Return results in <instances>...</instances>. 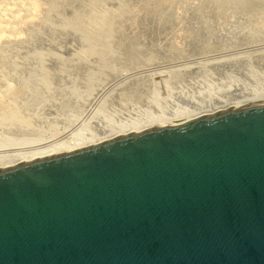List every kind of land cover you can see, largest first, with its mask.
<instances>
[{
  "label": "water",
  "instance_id": "obj_1",
  "mask_svg": "<svg viewBox=\"0 0 264 264\" xmlns=\"http://www.w3.org/2000/svg\"><path fill=\"white\" fill-rule=\"evenodd\" d=\"M0 264H264V98L0 165Z\"/></svg>",
  "mask_w": 264,
  "mask_h": 264
},
{
  "label": "bare ground",
  "instance_id": "obj_2",
  "mask_svg": "<svg viewBox=\"0 0 264 264\" xmlns=\"http://www.w3.org/2000/svg\"><path fill=\"white\" fill-rule=\"evenodd\" d=\"M77 1L78 0H76V2ZM86 1L87 2L84 4L83 1L79 0L78 6L80 5V10L79 8L77 9L74 6L73 9L75 8L77 11L72 10L73 11L72 12L69 6L70 4L73 5L75 1H72L69 3V0H0V43L2 44V45L0 44L1 47H4V43H10L11 45V42L12 43L14 42L13 45L14 44L16 45V43H18L19 45V43L21 44L22 42L24 44L25 40L27 42V43L25 42V47H26V44L27 45L32 44L33 42L35 43L34 44L35 46L38 43L37 44L38 46L40 42H37V41L38 40L40 41L45 31H46V34L49 35L48 34L49 29L50 31L52 30L53 32L56 31V34L51 31L50 38L54 37V35H52L53 33L56 36L54 38H57V39L59 38L61 40L60 37L63 34L62 32L64 33L69 32L73 36H75L74 37L75 39H74L73 36L68 33L69 35H71L73 39L71 40L70 39L71 37L68 35L69 36L68 39L70 40V42H72L73 44L80 43L79 45L81 46L79 47V46L74 45V47L72 46L73 47L72 48L70 47L71 43L67 39L63 43L68 41L70 44L66 42L68 43L66 44V46H68L69 48L66 47L65 45L63 46L62 44H60L64 47L63 51L65 49H69L70 51L71 50L73 51V52L71 51L73 55L69 54V51L67 52V50H65L67 53L64 51V53L67 54L68 59H67V56L65 57L66 59H63V56L66 54H62L63 56L60 55V52H61L60 50H62L61 49L62 46L57 47L59 45V42L56 40L57 44H55L54 38H52V40L54 39L53 40L54 42H52L51 39H50L51 41L49 42V38H48L49 36H46V35H44V37L46 36L48 38V39L46 38L48 40V44L46 43L45 46L47 47L48 45V49L50 46V50H51L52 45L53 47L56 45L55 47L57 49L56 48L54 49L58 51L60 48L59 50L60 52L58 51L59 55H57L58 53H56L55 50H53L54 52L52 53L50 52V50L48 51L47 48H44V47L42 48L43 44L45 43L44 40L47 41L46 39L41 40L44 43L42 44L41 46L42 49L40 51L37 50V52L36 51L29 52L32 49L34 50L37 47V46L32 47L33 45L32 44L28 46L32 48L31 49L29 48L27 54L25 50L26 48L23 49L24 45L23 46L21 45L22 49H20L18 45H17L18 49H16L15 47L12 48L13 46L8 48V45H7V49L0 48L3 50L2 51L3 53H4V50L6 49V50H10V52L13 54L12 55L13 59L8 60L7 62H4V64L0 63L1 64L0 65V165H4L7 163H11V162H15V161H19V160H23V159H27V158L55 152V151L69 149L72 147L94 142L104 137L121 134V133L129 132L132 130H136V129H140V128H144V127H148V126H152V125H156V124H160V123H164V122H168V121H172V120H176L180 118H185V117H189L193 115L207 113V112L231 107L234 105L246 103L252 100L264 98V50L261 49V48H264V0H254V2L253 0L252 1L232 0L230 5H227L225 3L227 0H215L216 3L214 4L218 8V13L220 12L224 15V12H222L223 9L224 11L225 10L229 11L228 8H231V11H232L231 13L233 15L235 13H238L239 16L241 15L240 20L238 22L242 20L243 22H246V23H243L245 24L244 25L245 27H243V30L245 28L247 29L245 31L241 30L242 32L240 33L238 32V35L234 34L235 35V38H234V35L232 34L233 31L231 33V29L234 27L233 23L239 17L237 16L236 19L234 20L233 18H231L232 16L230 17L229 15L228 21L230 22L233 19L234 22L233 20H232L233 23L228 22L229 25L233 24L232 28L231 26L229 27V25L227 26L228 32H229V29L231 28L230 33L232 34V38H233L231 40L238 41L239 43L236 42L237 44L235 43V41H233V44H232V41H230L231 45H230V42L228 43L229 45L227 44L228 46H225V44L223 46L222 45L223 43H222L221 44L222 47H220L221 45L218 43V46H217V43L215 41L214 42L216 43L215 48L213 45H212L213 48H211L210 46H209L210 48L207 47V43L211 41H207L208 39L206 40V37L209 36L211 39V36H213L215 33L211 35V33L208 32L212 28L210 25H209L210 29L207 28L208 25L205 24L203 18H201L203 17V15H201V17H198V19L197 18L194 19V22H195L194 24L196 25L194 24L192 25H194L195 28L197 27L196 29L198 31L196 35L199 36V39H200L199 43H197L198 41H195L196 44L199 45L198 46L199 50H197V53H194V54L197 56L199 55L200 57H203V58L207 56H212L211 58L213 59V57H215V59H213L212 61L211 60L209 61L207 59L209 61V62L207 61V63H205L203 59L202 60L204 63L203 64L204 67L208 66V67L218 70L217 77L219 78L217 79L216 77V79L215 78L213 79L212 77L206 76V74L204 73H207V72L206 71L203 72L205 69L200 64L202 63V60L199 59L200 63L198 62V64L201 65V67L199 68L200 69L203 68V71L200 70L201 71L200 73L197 70L198 66H196L195 64L194 65L196 66L195 71L197 70V72H199L200 77L199 76H197V78L194 76H193L194 78L190 77L191 79H194V81L191 80V83L189 84L190 79H188V77L185 76V78H187L186 80H189L187 81L189 86L193 88V92H191L192 90L190 89H189L190 91L186 90L190 94H188V92L183 93L182 89L179 90L181 81L183 83V80L181 79V77H180V81H178L179 76L177 78L175 77L177 76V74L175 75V73L172 74V72H167L168 76L170 73L171 80H170V77L168 78V76H167V79L165 77L164 78L165 80H164L162 77L165 76L164 74H167V73H163L166 70L161 72L162 69L160 68L161 70L158 72V69H157L161 65H165V64H168L169 66L174 64V66H176L175 64L177 61L180 60V58L178 57V55H176L174 59H171L173 57H171L170 54L172 52V48L174 47V45L172 47V44H173V41L177 45H180V43H183L182 42L183 39L181 40L180 38H183V37L185 38L187 35L186 32H184L185 35L183 37L179 38L180 39L179 41H181L179 44L177 40H171L174 35L172 37L170 36L171 39L170 37H167L168 40L166 41L167 43L169 42L168 44L172 42L171 44L172 48L170 49L171 51L167 50L168 52L165 51L166 49L165 50L163 49L164 50L163 52H167L168 55H166V53L163 54L162 52L160 53H162V55L164 56L159 55V52L158 54H156L155 52L159 51L160 49L159 48L157 50L156 48L158 44L160 43L159 41L161 40H158L159 43L155 44L156 42L154 43V41L156 40L152 39L154 41L152 42L151 40L150 42L154 43L155 46L157 45L155 49H153L155 46L153 45L152 47L151 45L152 49L155 50V52L150 49L151 48L150 44H149V49L152 52L151 51L148 52L147 51L148 49L146 50L145 48L146 43L143 44L145 41L142 40L141 44L142 46L145 45L144 48L146 51L144 50L143 47H140V49L142 50L143 48V51L145 53L148 52L149 54L145 56V54L142 51V53L144 54V57L141 58L140 50H139L140 55L137 54L138 51L137 53L136 52L134 53L133 51H131L133 47L136 48L135 51L138 50L139 48V47L137 48L133 46L130 50L131 52L128 51L130 52V54L128 53V55L124 57L122 56V54H120L121 53L120 49L122 48H120L118 44L117 46L119 48L117 46L114 47L115 45L112 46V44H113L115 36H118L116 34H119L118 33L119 31L116 30V28H119L117 27V25L120 26V24H122L123 21L119 22V24L117 23L119 20L121 21L123 16H125V14L123 15V13L120 12V10L118 11L116 9H115L116 11H113V12L108 10L109 8L111 10H113L114 8V7L111 8L110 6L109 7L105 6L109 3L108 2L109 0H96V1L86 0ZM66 2H68L69 6H65L67 5L65 4ZM110 4L111 3H109L108 5ZM192 6H193V2H192ZM64 7L65 8L68 7L67 10L68 11L70 10L71 13L69 11L67 12V14L65 13L66 16L62 15V12H63L62 8L63 10H65ZM204 8H207V7H204ZM68 13H70L71 15ZM204 14L206 15V13ZM219 15H217L218 18L220 17ZM127 18L128 17H126L125 19L127 20ZM115 19L116 21L118 19L117 23L116 21L114 22L116 24V28L115 27L114 28L117 32L112 30L114 26L112 24ZM55 20L58 22V24L55 22L57 25L53 23V21ZM160 20L161 19H159V21ZM170 22L171 21H169V23ZM202 22H204L203 24L207 26L204 25L202 29H198L200 28V25L203 26L201 24ZM162 23L163 22H161V24ZM211 23L212 22H210L209 24ZM218 24L216 25L218 26ZM37 25L38 27L43 26L45 28H48V30L44 28L45 31L42 30L44 33L41 31L43 34L41 32H38L39 33L38 34L37 30L40 31L41 29H43V27L40 29V27L38 28ZM35 26L38 28V29L35 28L37 29L36 33L38 34V36L37 34H35L37 37L33 38L32 40L34 41L33 42L31 41L30 43L29 42L30 38L29 36H27L29 34H26L27 32H30V31H26V30L28 27H31L34 29ZM163 26H166V25L163 24ZM168 26L171 27V25L169 24ZM168 26L166 28H168L169 30L170 27ZM235 26L238 27V25H235ZM225 27L223 28V25H222L221 28H218L219 30L221 29L219 33H223L221 32L223 29H224L223 31L226 32L227 28ZM240 27L242 28V23ZM173 28H175L174 25H173ZM134 29L135 28H133V31ZM253 29H255V31ZM29 30H32V29H29ZM168 30H166V32ZM236 30L234 31L235 33H237ZM239 30L240 28H238L237 31ZM171 31L169 35H171V33L172 34L175 33V36H176V33H178L179 30L177 31L175 28L176 32L174 31L171 32ZM112 32H115L116 34H113ZM166 32L164 33L165 36L168 35ZM57 33L60 37L57 35ZM151 33L152 32H150V34ZM227 33L222 34L223 39L225 38L228 39L229 37H231V34L228 33L229 35H226ZM25 34L26 36L24 37ZM32 34H34V32ZM216 34L214 35L215 40L218 39L216 37L218 34L217 35ZM140 35H142V32ZM180 35L182 34L180 33ZM180 35H177L176 37H179ZM222 35H219L220 36L219 40L220 38L222 40V37H221ZM31 36H34V35H31ZM134 36L132 34L133 38ZM158 36L159 35L156 36L157 39H158ZM165 36H163V39H166ZM161 37L162 35L160 36V38ZM176 37H173V38L177 39ZM142 38L145 39V37H142ZM75 40L77 42L74 43ZM164 41L165 40H163V42ZM222 41H225V40H222ZM60 42H62V40ZM49 43L50 44L52 43V45H50ZM165 43L166 42H164L163 44ZM114 44H116V42ZM163 44L160 43V45H163ZM196 44H194V46ZM177 45H175L174 47L175 49H177L176 48ZM129 46H130V43H129ZM75 48H77L76 50H79V49L80 50L74 51ZM123 48H125V45L123 46ZM164 48H165V45H164ZM127 49L128 48H126V51ZM181 49H184V48L181 47ZM194 49L191 48V51ZM259 49H261L262 51H260ZM6 50H5V53L8 52V51L6 52ZM21 50L25 52L22 53ZM63 51L61 53H63ZM242 51L244 52L246 51V54L243 53ZM193 52H196V51L194 50ZM193 52L191 54H193ZM247 52H249V54ZM20 53H22L21 55L24 56V57L21 56L22 60H19L20 55L18 54ZM131 53H134V55L137 54L139 56H133ZM176 53L177 52H175V54ZM180 53L183 54V52H180ZM221 53L225 54V55L222 54L224 55V57L221 56L222 58L221 57L216 58L220 56ZM154 54H156L157 56L159 55L161 57H158L157 59L155 57L156 55ZM178 54H179V51H178ZM229 54H231V56L227 57L229 56ZM0 55L2 57L5 56L4 54L3 55L0 54ZM69 56H70V59H69ZM173 56L175 55L173 54ZM2 57L0 59V62L2 60L3 61L6 60L5 59L6 56L4 57V59H2ZM48 62H50V64L56 63L58 66H61V69H62L61 71H58V72L56 71L57 73L55 74V76L57 79L55 78L53 79V81L51 80L53 77L51 78V73H49L50 71H47L46 69ZM117 62H120L118 63V65L121 64L120 66L122 67L120 66L118 67L116 65ZM181 63H179V65H181ZM184 64L185 63L183 62V65ZM49 66H47V68ZM65 66L66 67L75 66L76 68L77 66H81V67L83 66L87 69L86 75L85 73H84V76L81 74L83 76L82 79L80 78L81 80L76 78L77 75L75 77V74L74 76L70 74L71 76L69 75L70 77L69 76L67 77L68 75L67 73H66L67 75L63 74L64 73L63 69ZM184 66L181 67L180 71H178L179 74H183L181 76L187 75L186 72L189 71V69H191V67L190 68L188 67V70H187L186 69L187 65H184ZM153 67H156V68L151 69ZM143 70L144 71L148 70V73L150 71L151 74L149 73L150 75H147V76L143 74L144 77L140 76L138 78H135L134 79L135 81H133L132 79L134 77H137ZM152 70H156L157 72L156 71L151 72ZM130 71H132L136 75L138 73V75L137 76L134 75L133 78H130L133 76L132 75L133 73ZM168 71H170V69ZM214 72L216 71L214 70ZM192 75H193V72H192ZM172 77H174V80L177 79V82L175 81L176 83H173V84L171 83V82H174ZM153 78L160 79L161 81L160 85L159 83L153 81L154 80ZM127 79L131 81H128ZM54 80H56L55 81L56 83H53ZM168 80H170L171 82H169ZM186 80L184 83H186ZM119 81H122L123 85H126V84L127 85L123 87L121 86V83ZM124 81H127V82L125 83ZM111 82L113 83L116 82L117 86L119 85L117 83H120V85L117 88H115L116 85L112 84L113 86H115L113 89L109 85L110 87L109 86L108 87L109 89L110 88L111 89L106 90L107 88L105 89L104 87L110 84ZM182 83H181V88L184 87ZM174 84H178L177 86L179 89L176 86H174ZM172 85L174 88L176 87L179 91H182V92H179L175 90V92L173 93H174V99H178L177 101H180V102L182 101L184 105L176 104L173 102L174 100L173 101L171 100L173 99L172 91L174 90V88L171 87ZM185 85L187 88H189V86H187V83ZM120 86L123 88L118 89ZM101 91L103 92L105 91V94L107 93L105 96L107 99L105 98L103 99L109 100V101L113 100L112 102L117 105V107L115 106V108L117 109L116 111L114 110V112L118 113V106H119V108H122L124 110V113L126 112L125 117L123 116V117L118 118L116 116L113 117L112 115H110L111 116L110 117L107 111L109 109L113 111L114 104L110 102L113 105L112 106L110 103H108V106L110 105L108 109V106L104 104V100L98 106V108L95 107L96 108L95 111L92 110L90 112L89 109L91 105H93L92 102L95 101L94 98L97 95H100L98 93H100ZM162 92H165L164 97H161L160 93ZM177 92L179 93L176 94ZM114 100H117L115 101L116 103L114 102ZM131 101L135 102L136 104H139L140 106H136V105L134 106L133 105L134 103H132ZM105 103H107V101ZM111 106H112V109H111ZM87 112L90 113L88 118L84 120L85 122L84 121L81 122V117H85L83 116L85 113H86L85 115H88ZM121 112L123 111L121 110ZM119 113H118V116H120Z\"/></svg>",
  "mask_w": 264,
  "mask_h": 264
},
{
  "label": "rangeland",
  "instance_id": "obj_3",
  "mask_svg": "<svg viewBox=\"0 0 264 264\" xmlns=\"http://www.w3.org/2000/svg\"><path fill=\"white\" fill-rule=\"evenodd\" d=\"M72 1H75V3H74L73 5L70 4V6H69L68 2H66L65 4H67V5H65V6H69V8H70L71 11H72V10L75 11V10H76L75 8H77V9L79 8V10H80V5L78 6V4H79V3H78L79 0H78L77 2H76V0H72ZM72 1L69 0V3L72 2ZM81 1H83L84 4L87 2L86 0H81ZM95 1H96V0H95ZM178 1H180V2H178ZM191 1L193 2V6H192V2H191ZM231 1H232V0H227L225 3H226L227 5H230V4H231ZM250 1H252V0H250ZM108 2L111 3L113 6H112L111 4L108 5L109 3H108L107 5H105V6H108V7L110 6L111 8L114 7L113 10H111L110 8H109L108 10H110L111 12L116 11V10H118V11L120 10V12H122L123 15L125 14V16H123V18H124V17H125V18L128 17V18H127L128 21H127L125 18H124V20H123V18H122L121 21H120V20L118 21V19H117V21H118V23H117V21H116V19H115V20L113 21V24H112V25H114L113 28H114V27L116 28V24H115L114 22L116 21V23L119 24V22H122V21H123L122 24H120V26L117 25V27H119V28H116V30L119 31V32H118L119 34H116L115 32H117V31L115 30V28H114V29L112 28V30L115 31V32H112V33L118 35V36H115L112 46L115 45L114 47H116L117 44H118V46H120V48H122V49H120V50H121V53H120V54H122V56H124V57H126V56L128 55V53L130 54L131 51H133L134 53H135V52L137 53V51H138L137 54H139V50H140V54H141V55H140V54H139V55H140L141 58H142V57H144V54H145V56H146L147 54H149L148 52H150L151 50H153V49L156 48L157 45L155 46V44H158L159 42L162 43V44H163L164 42L167 43V41H166V40H168L167 37H170V36L172 37L173 35H174L173 37H176L177 35H180V33L182 34V35H180L179 37H176L177 39H175V38H173V37H172V39H171V37H170L171 40H177L178 44L181 42V41H179V40H180V39H181V40L183 39V41H182L183 43H180V45H177L174 41H173V44H172V42H170V44H168V43H169V42H168L167 44L165 43V44H163V45H160V43H159L158 46H160V47L157 46V48H156L157 50L160 48L159 51H156V52H155V50H153V51H154L156 54H158V52H159V55H162V53H163V54L166 53V55H168L167 52L173 47V45H174V47H175V45H177V47H176L177 49H175V48L173 47L174 49L172 48V52H171V54H170L171 57H173V58L170 57L171 59H174V58L176 57V55H178V57L180 58V60L177 58L179 61L176 62V64H175L176 66H174V64H173V65H170V66H169L168 64H165V65H161V66L158 67L157 69H158V72L162 69L161 72H163L164 70H166V71H164L163 73L172 72V74H173V73H175V75L177 74V76H175V75H174V76H175L176 78L179 76L178 81H180V77H181V79L183 80V83H182V81H181V83L184 85L185 88H184V87L181 88V83H180V86H179L180 89H179L178 86H177V85L179 84V82H178V84H174V86H176L179 90L182 89L183 93H185V92L187 93V92L190 91V90H192L191 92H193V88H191V86H189V84L191 83V80L194 81V79H191V78H194V77L197 78V76H199V72L201 73L200 70L203 71V68L205 69L203 72H205V71L207 72V73H204V74H206V76L212 77L213 79H214V78L216 79V77L218 76V70H217V69H214V68H211V67H208V66L204 67V65H203V64H204V63H203V60H204L205 63H207L208 60H209V61H210V60L212 61L213 59H215V57H213V59L211 58L212 56H207V57H204V58H203V57H200L199 55L197 56V55L194 54V53H197V50H199V49H198V46H199V45L196 44L195 41H198L197 43H199V40H200V39H199V36L196 35V33H197L198 30L196 29L197 27L195 28V26H194V25H196V24H194V23H195V22H194V19H195V18L198 19V17H201V15H203V17H201V18H203L205 24H207L208 26L205 25V24H203L204 22H202L201 24H202L203 26L200 25V28H198V29H202V27H204V25L207 26L208 29H210V28H209V25H210L211 28H212V29H211L212 31H211V30L208 31V29H207V31H208L209 33H211V35L214 34V33H215V34H216V33L218 34L219 31L221 30V29L219 30L218 28H221L222 25H223V28L226 26L225 28H227V31L225 32V31H223V30H224V29H223L221 32H223V33H227V32H228V27H227V26L229 25L230 22L233 23L237 16H238L239 18H237L236 21L233 23V24H234V27L232 28V25H233V24H230V25H229V27L231 26V28L233 29V30H232V29L230 28V29H231V33H232V31H233V33H232L233 35H234V34H235V35H238V32L240 33V32L245 31V30L247 29V28H245V29L243 30V27H245V26H244L245 24H243V23H246V22H243V20L240 21V22L242 23V28L240 27L241 23L238 22V21L240 20V16H241V15L239 16L238 13H235V14L233 15V14L231 13V12H232V11H231V8H228L229 11L225 10V11H227V12H225L224 9H223L222 12H224V15H223L222 13H220V12L218 13V8H217V6L214 4V3H216L215 0H186V1H185V0H109ZM194 2H195V3H194ZM202 2H203V3H202ZM253 2H254V0H253ZM76 3H77V4H76ZM181 3H182V5H181ZM189 3H190V4H189ZM179 4H180L181 6H180ZM194 4H195V5H194ZM178 5H179V6H178ZM205 5H206V6H205ZM208 5H209V6H208ZM217 5H218V4H217ZM74 6H75V8L73 9ZM108 7H107V8H108ZM176 7H177L179 10H178ZM204 7H207V8H204ZM208 7H209L210 9H209ZM64 8H65V7H64ZM174 8H175V9H174ZM213 8H214V9H213ZM67 9H68V7L65 8V10H67ZM115 9H116V10H115ZM173 9H174L175 11H174ZM204 9H205V10H204ZM65 10H63V8H62V11H63V12H64ZM70 10H69V11H70ZM79 10H78V11H79ZM106 10H107V9H106ZM206 10H207V11H206ZM62 11H61V12H62ZM69 11H68V10L65 11L64 14H63V12H62V15L66 16L67 12H69ZM71 11H70V13H71ZM73 11H72V12H73ZM76 11H77V10H76ZM173 11H174V12H173ZM202 11H203V12H202ZM209 11H210V12H209ZM65 13H66V14H65ZM70 13H68V14H70ZM204 13H206V15H205ZM217 13H218V14H217ZM208 14H209V15H208ZM219 14H221V15H219ZM43 15H44V13H43ZM70 15H71V14H70ZM174 15H175V17H174ZM204 15H205V16H204ZM217 15H219L220 17L222 16V17H221V18H220V17L218 18ZM229 15H230V17L232 16L231 18L234 19V20L232 19L233 22H232L231 19H230V20H231L230 22L228 21V20H229ZM67 16H68V15H67ZM225 16H226V17H225ZM181 17H182V18H181ZM212 18H213V19H212ZM217 18H218V20H217ZM222 18H223V19H222ZM159 19H161V20L159 21ZM165 19H166V20H165ZM176 19H177V20H176ZM219 19H220V21H219ZM129 20H130V21H129ZM178 20H179V21H178ZM165 21H166V22H165ZM169 21H171V22L169 23ZM225 21L227 22V24H226ZM55 22L58 24V22H57L56 20L53 21L54 24H56ZM137 22H138V23H137ZM156 22H157L158 26H157ZM161 22H163V23L161 24ZM167 22H168V23H167ZM177 22H178V23H177ZM206 22H208V23H206ZM210 22H212V23H211L212 25L209 24ZM224 22H225V23H224ZM228 22H229V23H228ZM124 23H125V24H124ZM141 23H142V24H141ZM165 23H167V24H165ZM175 23H177V24H175ZM218 23H219V24H218ZM220 23H221L222 25H221ZM235 23H237V24H235ZM238 23H240V24H238ZM57 24H56V25H57ZM139 24H140V25H139ZM160 24H161V25H160ZM163 24L166 25V26H163ZM168 24L171 25L172 28H171L170 26H168ZM179 24H180V25H179ZM192 24H194V25H192ZM216 24H218V26H217ZM173 25H174V27L176 28L177 31L179 30L178 33H176V36H175V33H173V34L171 33V35H169V33H170L171 30H173L174 32H176V31H175V28H173ZM235 25H238V27H236ZM139 26H140V27H139ZM155 26H156V27H155ZM159 26H160V27L162 26V27L160 28ZM167 26L170 27L169 30H168V28H166ZM213 26H214V27H213ZM31 27H33V26H31ZM31 27H28L27 30H26V31H30V32H27V33L25 32L26 34H29V35H27V36H29V38H30V39H29V42H30V43H31V41H32V42L34 41V40H32L33 38H36V37L38 36V34H39L38 32H41L42 30L45 31V30H44L45 27H43V26H41V27L39 26L40 29L43 27V29H41L40 31L37 30V29L39 28L38 25H37L38 28H37L36 26L34 27V29L31 28ZM150 27H151V28L153 27V28L151 29ZM157 27H158V28H157ZM193 27H194V28H193ZM198 27H199V26H198ZM216 27H217V28H216ZM35 28H37V29H35ZM120 28H121V29H120ZM133 28H135L134 31H133ZM159 28H160V29H159ZM162 28H163V30H162ZM178 28H180V29H178ZM215 28H216V29H215ZM235 28H236L237 30H238V28H240V30L237 31ZM248 28H250V27H248ZM29 29H32V30H29ZM45 29L48 30V28H45ZM148 29H149V30H148ZM153 29H154V30H153ZM156 29H157V30H156ZM170 29H171V30H170ZM194 29H196V30H194ZM230 29H229V32H228L229 34H231V33H230ZM234 29L236 30L237 33L234 32V31H235ZM33 30H35V31H33ZM36 30H37V33H38V34L36 33ZM166 30H168L169 32H168V31L166 32ZM215 30H216V32H215ZM241 30H242V31H241ZM253 30L255 31V29H253ZM32 31L34 32V34H32V33H33ZM43 31H42V32H43ZM51 31H52V30H51ZM51 31H50V29H49V31H48V34H49V35L46 34V31H45V33L43 32L44 34L41 32V33L43 34V37H44V35L49 36V37H48V38H49V42L52 40V38L56 37V36H55L56 31H54V32L52 31V32L55 33V34L52 33V35H54V37L50 38ZM132 31H133V32H132ZM147 31H149V32H147ZM164 31H165L168 35L165 36V35H164V33H165ZM173 31H171V32H173ZM181 31H182V32H181ZM194 31H196V32H194ZM65 32H66V31H65ZM67 32H68V31H67ZM122 32H123V33H122ZM141 32H142V35H140ZM150 32H152V33L150 34ZM184 32H186V34H187L185 38L183 37V36L185 35ZM193 32H194V33H193ZM62 33H63L64 35H63ZM62 33H61V34H62L61 37H60V36L58 35V33H57V35L61 38L62 42H60L61 40H60L59 38H58V39H57V38H54V39H55V44H57L56 40L59 42V45H58L57 47H59V46L61 47L62 45H63V46H64V45L66 46V44H68V43L70 42V40H69L68 38H69V36L71 37L72 34L69 33V32H68V33L71 34V35H69L68 33H64V32H62ZM130 33H132L133 36L135 35L134 38L132 37V34H130ZM135 33H136V34H135ZM183 33H184V34H183ZM223 33H219L218 35L216 34V35H217L216 37L218 38V39H216V40H215V36H214L215 34L213 35L214 38H213V36H211V35H210V36H211V39H210L209 36L206 37V40L208 39L207 41H211V42H212V43H211V42H208V43H207V47L210 46L211 48H213V46H214V48H215L216 43H217V46H218V43H219L220 45L223 43V44H222L223 46H224V44H225V46H228V45H229L228 43H229L230 41H232L231 39H233V38H232V34H231V37H229L228 39H226V38H225L226 35H229V34L227 33V34L225 35V37H224L225 39H223V35H222ZM26 34L24 35V37L26 36ZM35 34H37V36H36ZM42 34H41V35H42ZM59 34H60V33H59ZM137 34H138V35H137ZM152 34H153V35H152ZM155 34H156V36L159 35V36H158V39H157V37L155 36ZM31 35H34V36H31ZM68 35H69V36H68ZM161 35H162V37L160 38ZM219 35H222V36H221V37H222V40H225V41H227V42L222 41L221 38H220V40H219V37H220ZM235 35H234V38H235ZM46 36H45L44 38L40 36V37H41L40 41H39V40L37 41V42H40L38 46H37L38 43L35 41V42L37 43V44H36L37 47L34 45V44H35L34 42L32 43L33 45H32V44H28V45L26 44V47H25V42H26V40H25L24 44H23V42H22L21 44L19 43V45H18V43H16V45H15V44L13 45L14 42H13V43L11 42V45H10V43H4V47H1V46H0V48H3V49L6 48V49H7V45H8V48L13 46L12 48L15 47L16 49H18L17 47L19 46V48L22 49V46L24 45L23 49L26 48L25 50H26V54H27V53H28V50H29V48H30V47H28V46L32 45V47L35 46L36 48H35L34 50L32 49V50L29 51V52H34V51L37 52V50L40 51L43 47L48 49V45H47V47L45 46L46 43L48 44V40H47L48 38H47ZM62 36H64V37H62ZM72 36H73V35H72ZM163 36H165L166 39H163ZM74 37H75V36H73V38H74ZM118 37H119V38H118ZM124 37H125V38H124ZM128 37H129V38H128ZM135 37H136V38H135ZM139 37H140V38H139ZM142 37H145V39L142 38ZM153 37H154V38H153ZM165 37H164V38H165ZM180 37H183V38H180ZM46 38H47V39H46ZM63 38H65V39H63ZM148 38H149V39H148ZM155 38H156V39H155ZM179 38H180V39H179ZM201 38H202V37H201ZM22 39H23V38H22ZM37 39H39V38H37ZM42 39H46L47 41L44 40V42H45V43H44L43 41H41ZM50 39H51V40H50ZM54 39H53V40H54ZM66 39L69 40V42L66 41V42H68V43H66V42L63 43ZM70 39L73 40L72 37H71ZM74 39H75V38H74ZM138 39L141 40V41H139ZM152 39H154V40H156V41H154V40H152ZM170 39H169V40H170ZM196 39H197V40H196ZM213 39H214V40H213ZM53 40H52V42H54ZM134 40H135V41H134ZM137 40H138V41H137ZM142 40L145 41L143 44L146 43V44H145L146 47H145V45L142 46V44H141V43H142ZM147 40H148V41H147ZM151 40H152V42L154 41V43H155V42H156V43L154 44V43L150 42ZM158 40H161V41L158 42ZM163 40H165V41L163 42ZM212 40H213V41H212ZM27 41H28V40H27ZM146 41H147V42H146ZM215 41H216V43H214ZM233 41H235V43H236V42L239 43V42L236 41V40H233ZM233 41H232V44H233ZM29 42H28V43H29ZM75 42H77V41L75 40L74 43H75ZM115 42H116V44H114ZM121 42L123 43V45H122ZM124 42H125V44H124ZM128 42L130 43V46H129V43H128ZM194 42H195V43H194ZM224 42H225V43H224ZM26 43H27V42H26ZM43 43H44V44H43ZM70 43H71V44H70ZM70 43H69V44L71 45V46L69 45L70 47H72V46L74 47V45H75V46H79V47H81V46L79 45L80 43H79V44H78V43H77V44H73L72 42H70ZM132 43H133L134 45H133ZM147 43H148V45H147ZM174 43H175V44H174ZM237 43H236V44H237ZM0 44H1V43H0ZM40 44H41V45H40ZM42 44H43V46H42ZM49 44H50V43H49ZM55 44H54V45H55ZM60 44H62V45H60ZM119 44H120V45H119ZM126 44H127V45H126ZM138 44H139L140 46H139ZM149 44H150V47H151V45H152V47H153V45H154L155 47H154L153 49H152V47H151V48H150L151 50H150V49H149ZM171 44H172V47H171ZM182 44H183V45H182ZM194 44H196L195 46H196L197 48L194 46ZM210 44H211V45H210ZM227 44H228V45H227ZM1 45H2V44H1ZM5 45H6V47H5ZM17 45H18V46H17ZM21 45H22V46H21ZM50 45H52V43H51ZM124 45H125V48H123ZM164 45H165V48H164ZM212 45H213V46H212ZM220 45H219V46H220ZM222 45H221L220 47H222ZM230 45H231V42H230ZM41 46H42V48H41ZM55 46H56V45H55ZM55 46L53 47V45H52V49H51V50H50V46H49L48 51L50 50V52L53 53V52H54L53 50H55V52L58 53L57 55H59V52H60V51L62 52L64 47L62 46V48H61L62 50H60V48H59L60 51L58 50V51H59V52H58V51H56L57 48H56ZM118 46H117V47H118ZM121 46H122V47H121ZM127 46H128V47H127ZM133 46H135V47H137V48L139 47L138 50L135 51L136 48H134ZM147 46H148V48H147ZM167 46H168V47H167ZM178 46H180V47H178ZM183 46H184V47H183ZM27 47H28V48H27ZM32 47H31V48H32ZM66 47H68V46H66ZM66 47H65V48H66ZM73 47H72V48H73ZM132 47L134 48V50H133ZM140 47H143V48L145 47L146 50L148 49V50H147L148 52L145 53V52L143 51V48H142V50H141ZM162 47H163V48H162ZM181 47L184 48L185 50H184V49H181ZM189 47H190V48H189ZM207 47H206V48H207ZM210 47H209V48H210ZM31 48H30V49H31ZM38 48H39V49H38ZM54 48H56V49H54ZM68 48H69V47H68ZM112 48H113V47H112ZM118 48H119V47H118ZM126 48H128V49L130 48V49H129V50L127 49V51H126ZM131 48H132V50H131ZM145 48H144V50H145ZM178 48H179V49H178ZM188 48H189V50H188ZM191 48H192V49L195 48L194 50H195L196 52H193L194 50L191 51ZM6 49H5V50H6ZM47 49H46V50H47ZM76 49H77V48H75L74 51H75ZM163 49H164V50L166 49L165 51H167V50H168V51H167V52H163V51H164ZM261 49L264 50V48H261ZM261 49H259V50L262 51ZM5 50H4V53H3V52H2L3 50L0 49V52H2V53H0V54H2V55L4 54V55L6 56V58H5L6 60H4V61L2 60L3 62L1 61V62H0L1 64H2V63L4 64V62H7L8 60L13 59V57H12L13 54L10 52V50H6V52L8 51L7 53H5ZM44 50H45V49H44ZM65 50H67V52L69 51V54L73 55V54H72V52H73L72 50H71L72 52H71L69 49H65ZM65 50H64V51H65ZM79 50H80V49H79ZM79 50H76V51H79ZM130 50H131V51H130ZM146 50H145V51H146ZM160 50H162V51H160ZM174 50H175V51H174ZM180 50H181V51H180ZM259 50H258V51H259ZM64 51H63V53L60 52V55H62V54H66V53H67L66 51H65L66 53H64ZM128 51H130V52H128ZM142 51H143L144 54L142 53ZM170 51H171V50H170ZM178 51H179V54H178ZM9 52H10V53H9ZM21 52L24 53L25 51L23 52V50H21ZM151 52H152V51H151ZM160 52H162V53H160ZM175 52H177V53L175 54ZM180 52H183V54L180 53ZM184 52H185V54H184ZM192 52H193V54H191ZM242 52L246 54V51H245V52L242 51ZM22 53L18 54V55H20V59L18 58L19 60H22V59H21V56H22L21 54H22ZM134 53H131V54H132L133 56H139V55H137V54L134 55ZM172 53H173L175 56H173ZM212 53H213V52H212ZM243 53H241V54H243ZM247 53L249 54V52H247ZM251 53H252V52H251ZM124 54H125V55H124ZM152 54H153V53H152ZM156 54H154V55H156ZM209 54H211V53H209ZM222 54H224V53H221V55L219 54L220 56H218V57H216V58H219V57H221V56L224 57L225 54H224V55H222ZM238 54H239V53H238ZM238 54H237V55H238ZM24 55H25V54H24ZM159 55H158V56L156 55L155 57L158 59V57H161V56H159ZM170 55H169V56H170ZM188 55H190V56H188ZM239 55H240V54H239ZM0 56H1V55H0ZM5 56H4V57H5ZM7 56H8V57H7ZM62 56H63V55H62ZM66 56H67V54L63 56V59H66V58H65ZM162 56H164V55H162ZM183 56H184L185 59L183 58ZM192 56H193V57H192ZM230 56H231V54H229V56H227V57H230ZM1 57H2V56H1ZM1 57H0V59H1ZM4 57H2V59H4ZM18 57H19V56H18ZM22 57H24V56H22ZM60 57H61V56H60ZM71 57H72V56H71ZM181 57H182V58H181ZM188 57H190V58H188ZM196 57H197V58H196ZM209 57H210V58H209ZM7 58H8V59H7ZM9 58H10V59H9ZM221 58H222V57H221ZM67 59H68V56H67ZM69 59H70V56H69ZM159 59H160V58H159ZM161 59H162V58H161ZM177 59H176V60H177ZM192 59H193V60H192ZM199 59H201V60L203 59V60H202V63H200ZM207 59H208V60H207ZM184 60H186V61H184ZM182 61L185 63L184 65H187V68H186L187 70H188V67H189V68L191 67V69H189L190 72L187 71V72H189V73H187V72L185 71L187 75H184V76H181V75H183V74H179V72H178V71H180L181 67L184 66ZM196 61H197V63H196ZM209 61H208V62H209ZM178 62H179V63L182 62L181 65H183V66L179 65ZM198 62L202 65V67H203L202 69L199 68V67H201V65L198 64ZM118 63H120V62H117L116 65L119 67L121 64L118 65ZM177 63H178V64H177ZM1 64H0V65H1ZM47 64H48V65H47ZM47 64H45V65H47V66L50 65V66H49L48 68H47V66H46V69H47V71H50L49 73H51V78L53 77L51 80L53 81V79L56 78L55 74H56L58 71H61V70H62V69H61V66H58L56 63H54V64H56V65H54L53 63L50 64V62H48ZM194 64H195L196 66H198V67H197V70H198L199 72H197V70L195 71L196 66H195ZM51 65H52V66H51ZM53 65H54V66H53ZM72 65H74V64H72ZM199 65H200V66H199ZM162 66H163V67H162ZM171 66H172V67H171ZM193 66H194L195 68H194ZM52 67H53V68H52ZM57 67H58V68H57ZM59 67H60V69H59ZM69 67H70V66H68V67L65 66L64 69H63V71H64L63 74H66V73H67V74H68V75L66 74L67 77H68L70 74L73 75V76H74V74H75V77H76V75H77L76 78H78L79 80H81L82 77L84 76V73H85V75H86V71H87V69H86L85 67H83V66H82L83 68H82L81 66H77V68H76L75 66H73V67L71 66L70 68H69ZM74 67H75L76 69H75ZM120 67H122V66H120ZM156 67H157V66H156ZM156 67H153V68H151V69H155ZM184 67H185V66H184ZM192 67H193V68H192ZM66 68H67V69H66ZM71 68H72V69H71ZM78 68H79V69H78ZM160 68H161V69H160ZM165 68H167V69H165ZM198 68H199V69H198ZM208 68H209V69H208ZM51 69H52V71H51ZM57 69H58V70H57ZM70 69H71V70H70ZM157 69H156V70H157ZM169 69H170V71H168ZM177 69H179V70H177ZM183 69H184V68H183ZM192 69H193V70H192ZM206 69H207V70H206ZM156 70H152L151 72H154V71H156ZM184 70H185V69H184ZM214 70H215L216 72H214ZM56 71H57V72H56ZM72 71H73V72H72ZM74 71H75V72H74ZM146 71H147V72H146ZM194 71H195V72H194ZM212 71H213V72H212ZM52 72H53V73H52ZM71 72H72V73H71ZM76 72H77V74H76ZM80 72H81V73H80ZM130 72H132V71H130ZM142 72H144V73H142ZM142 72H141L142 75H141V73H140L139 75H138V73H137L138 76L132 72L133 74H132V73H131V74H132L133 76L130 77V78H133L134 75L137 76V77H134V78L132 79L133 81H135V80H134L135 78H138V77H140V76H141V77H142V76L144 77L143 74H145L146 76L151 74L150 71H149L150 74L148 73V70H145V71L143 70ZM156 72H157V71H156ZM176 72H177V73H176ZM192 72H193V75H192ZM146 73H147V74H146ZM197 73H198V75H197ZM213 73H214L215 75H214ZM81 74H82L83 76H82ZM131 74H130V75H131ZM178 74H179V75H178ZM188 74H189V76H188ZM212 74H213V75H212ZM216 74H217V75H216ZM71 75H70V76H71ZM164 75H165V76L162 77V78L164 79V78L166 77V79H167L168 73H167V74H164ZM70 76H69V77H70ZM79 76H81V77H79ZM146 76H145V77H146ZM171 76H173V75H171ZM185 76L188 77V79H190L189 84H188V82H187V81H189V80H186L187 78H185ZM193 76H194V77H193ZM213 76H214V77H213ZM169 77H170V73H169L168 78H169ZM182 77L186 80L187 86H189V88L186 87V85H185L186 83H184L185 80H184ZM190 77H191V78H190ZM199 77H200V76H199ZM80 78H81V79H80ZM130 78H129V79H130ZM172 78H173V80H174V77H172ZM196 78H195V79H196ZM212 78H211V79H212ZM218 78H219V77H217V79H218ZM56 79H57V78H56ZM120 79H121V78H120ZM153 79H154V78H153ZM125 80H126V79H125ZM127 80H128V79H127ZM164 80H165V79H164ZM170 80H171V77H170ZM170 80H168V81L171 82ZM52 81H51V82H52ZM55 81H56V80H54L53 83H56ZM128 81H131V80H128ZM153 81L159 83V85H160V83H161L160 79H158V78H155ZM153 81H152V82H153ZM175 81L177 82V79L174 80V82H171V83H172V84H173V83H176ZM193 81H192V82H193ZM113 82H114V81H113ZM113 82H111L110 84L106 85L104 88H105V89L107 88L106 90H108L109 87L111 86V88L113 89L115 86H113L112 84L116 85V82H115V83H113ZM117 82H118V81H117ZM119 82L121 83V86H123V87H125V86L127 85V84H126V85H123V82H122V81H119ZM124 82L126 83L127 81H124ZM162 82H163V81H162ZM120 83H117V84L120 85ZM125 83H124V84H125ZM109 85H110V86H109ZM119 85H118V86H119ZM170 85H171V84H170ZM183 85H182V86H183ZM191 85H193V84H191ZM108 86H109V87H108ZM118 86L116 85L115 88H117ZM121 86H120L118 89L123 88V87H121ZM171 87L174 88L173 85H172ZM176 87H175V88H176ZM111 88H110V89H111ZM175 88H174V90L172 89V90H173L172 93L175 92V90L179 91L177 88H176V89H175ZM183 88H184V89H183ZM110 89H109V90H110ZM189 89H190V90H189ZM106 90H105V91H106ZM186 90H188V91H186ZM105 91H104V92L101 91L100 93H98V94H100V95H97V96L94 98L95 101L92 102L93 105H91V107L89 106V107H90V109H89L90 112H91L92 110L95 111L96 108H98V106L103 102V100H104V104H106L107 106H108V103H110V102L113 103V102H112L113 100H110V101H109V100H105V99H107L105 96H106V94L108 93V92L106 91L107 93L105 94ZM182 91H179V92H182ZM179 92H177L176 94H178ZM160 94H161V97H164L165 92H162V93H160ZM188 94H190V93L188 92ZM102 96H104V97H102ZM103 98H105V99H103ZM172 98H173V99H171V100H172V101L174 100V101H173L174 103L179 104V105H182V104L184 105V103H182V101L180 102V101H177L178 99H174V93H173V97H172ZM175 98H176V97H175ZM106 101H107V103H105ZM108 101H109V102H108ZM115 101H117V100H114V102H115ZM131 102L134 103V104H133L134 106H135V105H136V106H140L139 104H136V103L133 102V101H131ZM92 103H91V104H92ZM111 103H110V104H111ZM115 103H116V102H115ZM117 103H118V102H117ZM113 104H114V103H113ZM111 105H112V104H111ZM107 106H106V107H107ZM112 106H113V105H112ZM112 106H111V109H112ZM115 106L117 107V105L114 104V106H113V111L109 109L110 105L108 106V109H109V110H108L107 112L109 113V116L112 115L113 117L116 116V117H118V118H119V117H123V116L125 117V113H126V112L124 113V110H123L122 108H119V106H118V113H119V111H120V113H122V114L119 113L120 116H118V113H115V112H114V110L116 111V109H117V108H115ZM95 107H96V108H95ZM93 108H94V109H93ZM106 109H107V108H106ZM120 109H121L123 112H121ZM94 111H93V112H94ZM87 113H88V115H85V114H86V113H85V114L83 115V116H85V117H81V122H83L84 120H86V119L88 118V116H89L90 113H89V112H87ZM110 113H111V114H110ZM123 114H124V115H123ZM121 115H122V116H121ZM86 116H87V117H86ZM110 117H111V116H110ZM84 122H85V121H84Z\"/></svg>",
  "mask_w": 264,
  "mask_h": 264
}]
</instances>
